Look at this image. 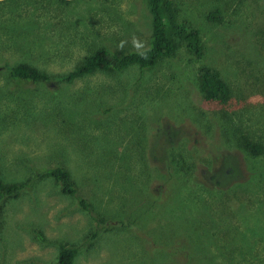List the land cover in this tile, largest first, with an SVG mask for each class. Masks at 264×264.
Instances as JSON below:
<instances>
[{
	"label": "rangeland",
	"instance_id": "1",
	"mask_svg": "<svg viewBox=\"0 0 264 264\" xmlns=\"http://www.w3.org/2000/svg\"><path fill=\"white\" fill-rule=\"evenodd\" d=\"M192 1L181 16L200 28V58L181 48L142 75L130 64L67 81L99 44L147 46L148 1L0 0V168L31 179L3 200L0 264H60L63 241L79 247L72 264H264V150L242 149L247 136L264 147V0ZM215 6L218 21L205 17ZM18 62L51 76L13 80ZM202 64L218 68L225 101L203 96ZM57 164L95 218L55 178L34 179Z\"/></svg>",
	"mask_w": 264,
	"mask_h": 264
},
{
	"label": "trees",
	"instance_id": "2",
	"mask_svg": "<svg viewBox=\"0 0 264 264\" xmlns=\"http://www.w3.org/2000/svg\"><path fill=\"white\" fill-rule=\"evenodd\" d=\"M68 0H62L65 2ZM148 1V9L151 13L152 27L151 34L149 35V43L143 48H137L133 50L121 51L120 49H115L107 47V45L97 46V48L91 52L89 55L84 56V60L77 63L73 69H71L67 74L63 75V79L67 81H72L77 77H83L87 74L93 73L95 71H111L121 72L126 69L130 64H134L141 68L142 73L145 69H151L156 61L162 57H173L176 51L183 48L187 53L195 56V58H200L204 52V41L201 37L200 28L193 23V21L188 17H182L181 13L184 12L185 6H194V2L183 0L181 3L175 0H146ZM189 16V15H187ZM205 17L212 21H218L221 19V8L215 6L214 8L205 11ZM10 77L16 81L22 82H32L36 83L39 81L47 80L51 75L47 71H40L37 67L32 66L27 62H18L13 66H5ZM200 82L199 89L202 92L206 100H218L225 101L229 96V89L220 76V72L217 67L205 64L199 68ZM143 80L141 78L139 81ZM140 90L138 86L137 92ZM144 95H137L139 98L136 104L133 106V111L135 117L137 115L141 116V111L144 109L143 116L148 120L146 115V107L144 105H139L145 102L142 99ZM147 100V99H146ZM149 101V100H148ZM32 107L28 109V113L32 112ZM249 117H254V113L251 111ZM7 124V121L2 120ZM262 141H254L249 139L247 136L242 144V149L248 153L251 157H256L261 151L264 150ZM192 152V151H189ZM183 159L190 160L192 156H181ZM186 160V164L189 167L190 163ZM39 172L34 175V179L40 177L41 180L46 178L45 181L54 182V178L60 185V189L67 194L69 197H77L79 203L82 205L83 210H88V214L95 218L89 210L90 204L86 199L77 194V187L75 184L77 180L70 176L69 170L63 165L55 166H44L37 169ZM5 176L2 174L0 168V225L4 224L7 219L8 208H6L3 200H13L20 196V194L25 191L31 183V179L26 180H5ZM202 186V184H200ZM99 220H97V231L91 229V232L96 233L101 231L105 227L104 222L105 216L100 213ZM135 220V218H134ZM38 234L41 237L37 239L48 241L44 233L39 230ZM37 234V233H36ZM255 236V235H252ZM79 252V247L75 244H68L67 241H63L58 250V257L60 264H72L74 258Z\"/></svg>",
	"mask_w": 264,
	"mask_h": 264
},
{
	"label": "flooded vegetation",
	"instance_id": "3",
	"mask_svg": "<svg viewBox=\"0 0 264 264\" xmlns=\"http://www.w3.org/2000/svg\"><path fill=\"white\" fill-rule=\"evenodd\" d=\"M226 161L229 164L227 170H229L230 168H232V169L235 168L236 162H235L234 158L231 155L228 158H226ZM58 262H59V257H58Z\"/></svg>",
	"mask_w": 264,
	"mask_h": 264
}]
</instances>
